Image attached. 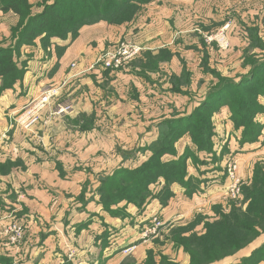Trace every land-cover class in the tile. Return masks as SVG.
Here are the masks:
<instances>
[{
  "label": "rangeland",
  "instance_id": "374dc122",
  "mask_svg": "<svg viewBox=\"0 0 264 264\" xmlns=\"http://www.w3.org/2000/svg\"><path fill=\"white\" fill-rule=\"evenodd\" d=\"M29 1L33 5L32 13L38 14L55 0ZM125 1L131 0H117L116 10L100 7L101 13L114 14L113 22L105 21L108 37L89 43L92 52L88 53L87 67L80 71L79 58L74 63L50 59L54 51L60 57L64 55V44L73 41L78 28L67 34L66 39L38 37L35 42L23 44L20 37L25 20L13 11L5 12L0 8V64L9 63L12 58L16 65V71L0 76V156L16 158L17 145H20V161H26V157L29 162L32 159H73L75 164L68 172L77 177L86 175L81 178L86 185L80 194L81 202H86L85 192H97L100 200L95 187L101 186L103 180L114 186L117 182L131 181L136 165L139 167L161 148L168 149L162 159L184 167L188 187L198 190L212 163H218L219 170L226 163V173L228 163L236 160L243 182L242 194L237 199L226 196L224 184L222 201L212 207L211 215L194 213L186 220L173 223L160 218L163 221L160 234L114 264H164L166 260L175 262L170 264H200L203 260L206 264H246L244 260L252 253L256 242L221 259L220 251L210 250L194 261L192 253L196 248L186 245L179 231L192 229L184 234L186 236L192 232L202 233L206 223L212 224L220 214L246 207L254 179H264V96L258 97L253 111L241 103L243 97L255 101L253 92H248L252 85L264 89L257 79H250L256 80L252 85L244 82L253 71L258 72L264 66V0H164L163 7L153 6L154 9L148 6L150 3L135 8L126 6ZM69 3L70 0L61 3L64 5L59 6V11L68 12ZM150 13L156 15L153 19L157 23L153 25H150L153 22ZM86 17L87 14L78 15V21ZM226 25L230 44L222 49L207 38ZM130 39H137L144 50L124 67L108 70L100 65L92 66L120 43L134 42ZM61 66L66 68L59 69ZM40 67L46 70L51 67L50 71H45L52 76L51 83L36 98H24L27 101L22 110L34 104L32 101L45 89L58 88L59 93L27 130L19 126L18 113L12 114V111L20 102V96L26 94L25 76L31 79L39 76ZM260 77L264 81V69ZM220 88L223 90L211 97L209 105L201 106L210 93ZM62 104L71 106L70 110L64 115L55 114L57 106ZM178 116H184L189 124L181 126ZM256 131L260 136L252 141ZM182 133L179 139H184L183 144L178 147L180 140H177L173 147L169 139ZM192 136L197 137V143ZM80 170L87 174L77 172ZM109 177H113L114 182ZM164 183L152 185L146 200L157 198L161 202L160 196L168 194ZM134 192L108 198L122 200L124 210L135 204L129 201L131 199L124 200V197L131 198ZM3 217L4 214L0 215V235L8 241L3 230L9 222L19 221L16 217ZM20 224L25 230L21 245L31 233L27 223L20 221ZM260 236L264 238V232ZM181 251L187 253L188 258L181 257ZM0 259L3 258L0 256Z\"/></svg>",
  "mask_w": 264,
  "mask_h": 264
},
{
  "label": "crops",
  "instance_id": "0c3cea01",
  "mask_svg": "<svg viewBox=\"0 0 264 264\" xmlns=\"http://www.w3.org/2000/svg\"><path fill=\"white\" fill-rule=\"evenodd\" d=\"M164 3V0L153 1L148 6L154 9L156 7L153 6L163 7ZM150 16L153 20L150 25L157 23L153 19L156 15L150 13ZM104 24L106 22L101 21L82 27L74 41L64 44V55L60 57L54 51L50 59L74 63L79 58L81 65L78 71L86 68L88 53L92 52L89 43L101 42L108 37L107 26ZM136 40L132 41L138 44ZM40 68L42 72H39V76L32 79L29 75L25 76L26 94L20 96V102L12 114L22 110L27 97L36 98L51 83L52 76L45 73L51 67L47 70L45 67ZM65 68L61 66L59 69ZM183 140L178 142V147L183 144ZM17 147L16 158L0 156V167L7 166L0 168V215L4 214L3 218L16 217L19 222L24 221L29 225L31 235L21 245L11 244L0 235V254L9 261L0 264H114L121 257H126L122 253L123 248L137 245L140 249L147 244L148 241L142 240L141 233L154 216L158 215L164 222L169 220L173 223L186 220L194 213L204 212L203 214L211 215L212 207L222 201L223 187L227 182L226 163L224 168L221 167L222 170H219L220 166L217 167L218 163H212L201 189H197L193 196H188L182 185L174 183L171 187L174 195L166 206L159 199L152 198L142 208L130 204L122 210L123 202L106 209L97 192H85L86 202L79 201L82 200L80 194L84 186L86 187L81 178H86V175L77 177L68 172V168L75 164L73 159H32L29 162L30 159L27 160L26 157V161H20V145ZM77 172L87 174L82 170ZM164 182L162 178L154 186H160ZM98 187L99 185L95 187L96 191ZM262 236L253 242H256L253 249L264 243ZM70 253L75 255L72 260L68 258ZM180 256L188 258L184 251L180 252Z\"/></svg>",
  "mask_w": 264,
  "mask_h": 264
},
{
  "label": "trees",
  "instance_id": "16d2710c",
  "mask_svg": "<svg viewBox=\"0 0 264 264\" xmlns=\"http://www.w3.org/2000/svg\"><path fill=\"white\" fill-rule=\"evenodd\" d=\"M64 1L66 0H55L51 5L46 6L45 9L38 14L32 13L33 5L29 0H0V8L5 12L13 11L20 16L22 21L25 20L20 37V43L23 42V44L24 42H35L38 37L41 39H66L67 34L74 32L78 28L76 31L77 35L73 39L74 41L78 37L81 28L85 25L95 24L100 21L113 22L111 18L114 14L107 15L101 13V6H103V8H108L109 10H116L117 8V0H70L68 12H64L62 10L59 11L58 8ZM107 1L108 4L106 6L105 3ZM153 1L155 0H131L125 1V4L126 6L130 5L131 7L138 8ZM85 14H87L85 20L78 21V15L84 16ZM103 69L119 70L111 68ZM263 69L264 66H262L258 72L253 71L250 76L244 80V82H246V84L252 85L256 82V80L253 81L250 79H257L259 80V82L257 81L258 84L264 86V81L260 77V72ZM14 71H16V65L12 61V58L9 60V63L4 65L0 64V76H6L7 74H10ZM252 86L253 87L249 89L248 92H253L255 101H247L245 99L246 97H243L241 102L242 104L244 103L247 108L250 107L251 111H253L252 108L255 106V104H258V97L264 96V89L258 87L259 85ZM220 89V91L210 93L203 100L201 106L204 105V107H206L209 105L211 97L213 95L214 97L219 95V93L223 90L222 88ZM192 116L193 115H191L188 119H191ZM177 118H179L178 121L180 122L181 126L184 124H189L187 121L188 119H185L184 116H178ZM246 124L249 123L247 122ZM251 124L255 128L257 127L255 123L252 122ZM176 135L169 139V142L173 147L175 142L177 140L179 141V138L183 136L184 133L178 136ZM259 136V131L254 132L252 141L257 139ZM192 139L195 143H197V137L192 136ZM246 141L249 140L246 139ZM167 151L168 149L166 148L156 150L150 159L145 161L138 168H135V171L133 172L134 175L131 177V181L117 182L114 186V184L108 185V182H104L103 180L101 186L98 187V191L101 196L100 201L104 207L106 209H110L112 205L119 204L122 201H118V199H109L108 196L115 197L120 196L121 194H128L131 191H136L133 193L131 198L124 197V200L131 199L129 201L142 208L147 202L146 199L150 195L151 186L158 183V181L162 178L165 181L164 190H167L168 192L166 197L160 196L161 204L163 206H166L169 203L171 197L174 195L171 189L174 183H179L182 185L185 188L186 194L188 196H193V194L197 192V189L188 187V182L185 179L187 175L185 168L182 167L184 168L183 171L175 161L169 160L166 162L162 159ZM184 158L187 159V157ZM135 175L138 177H135ZM226 178L227 182L225 184L227 185L229 182L227 175ZM109 179L114 182L113 177H109ZM254 181L255 182L252 185L253 189L251 188V191L248 195L249 203L246 207L233 208L230 213L220 214L219 218L212 222V224L209 222L206 223V226L204 227L205 231L202 233L197 234L196 232H192L189 236H186L184 234L191 231L192 229L182 228L181 231H179V233L181 232L185 238V244L196 248L192 253V258L194 257V261L196 257H203V255L207 254V252H210V250L220 251V259L223 258V256L226 257L233 255L237 251H240L241 249L252 244L262 234V232H264V179L256 178ZM0 256L3 258L0 259V262H9L7 258L3 257V255ZM252 261H257L254 264H260L264 262V244H261L259 247L255 248L250 255L246 256L244 263L253 264ZM169 262L166 260L164 264H170ZM203 263L206 264V261L203 260L200 264ZM235 264H241V262Z\"/></svg>",
  "mask_w": 264,
  "mask_h": 264
},
{
  "label": "built area",
  "instance_id": "2783aa9c",
  "mask_svg": "<svg viewBox=\"0 0 264 264\" xmlns=\"http://www.w3.org/2000/svg\"><path fill=\"white\" fill-rule=\"evenodd\" d=\"M211 43L217 42L222 49H227L229 47V38H228V25L221 28L215 35H211L207 38ZM144 50V46L139 45L135 42L126 41L120 43L114 49L108 50L102 56L99 57L92 65H100L103 68L119 69L129 63L132 59L137 57ZM75 65V64H74ZM58 88H48L45 89L37 100H33L34 104L26 106L22 110V115L20 112L17 115V122L25 129H30V127L35 123L38 118V114L53 100L54 97L59 93ZM31 102V103H32ZM71 106L69 105H58L55 109V114L64 115L70 110ZM228 184L226 185L225 192L226 196L231 199H237L242 194V177L240 175V167L238 161L232 160L228 163L226 169ZM163 226V221L158 216H154L151 219V223L147 224L142 233L141 238L144 241H149L160 234V230ZM3 236L8 238V241L11 244H19L25 236L24 227L20 222H11L3 230ZM137 245H131L122 250L124 255H130ZM75 255L70 253L68 255L69 259H73ZM81 264V263H78ZM92 264H98L96 262Z\"/></svg>",
  "mask_w": 264,
  "mask_h": 264
}]
</instances>
